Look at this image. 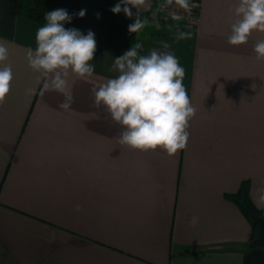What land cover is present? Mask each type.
Instances as JSON below:
<instances>
[{"label": "crops", "instance_id": "1", "mask_svg": "<svg viewBox=\"0 0 264 264\" xmlns=\"http://www.w3.org/2000/svg\"><path fill=\"white\" fill-rule=\"evenodd\" d=\"M29 1L0 0V67L12 70L0 104V264H264V249L249 246L259 228L227 198L245 182L264 216V60L253 51L264 32L227 42L239 0H189L191 38L170 49L196 113L174 155L121 145L124 128L93 106L92 89L119 75L114 60L132 48L126 18L143 21L141 49L154 50L159 0L116 20L105 0H76L85 15L64 27L93 32L96 50L92 76L67 78L69 109L26 59L40 27L26 18ZM172 9L183 11L175 0Z\"/></svg>", "mask_w": 264, "mask_h": 264}, {"label": "clouds", "instance_id": "2", "mask_svg": "<svg viewBox=\"0 0 264 264\" xmlns=\"http://www.w3.org/2000/svg\"><path fill=\"white\" fill-rule=\"evenodd\" d=\"M144 3L145 0H121L111 11L114 14L123 11L125 16H131L127 5L139 9ZM172 4L173 0H165L161 7ZM175 4L189 15L197 7L189 0H175ZM234 13L237 19L231 24L227 39L230 45L247 43L253 31L264 32V0H239ZM77 15L83 17L85 10ZM180 18L173 15V19ZM44 19L46 23L36 32L37 47L35 51L27 49L26 59L29 67L41 74L46 90L50 88L63 95L59 107L69 109L73 102L69 75L84 78L94 73V66L89 63L96 50L94 33L88 31L85 35L74 28L66 29L64 24L70 23L72 16L65 9L50 11ZM142 27L144 23L137 17L128 31L136 33ZM177 31L176 39L191 38L190 32ZM163 46L168 48L166 43ZM140 48L142 45L137 43L114 60L113 69L119 75L92 89L93 106L105 107L112 121L124 128L118 139L121 145L140 151L160 148L174 155L187 146L189 121L196 113L183 84L185 70L170 52L153 50L148 55H138ZM253 51L257 60H264V40L258 41ZM7 58L8 48L0 43V62ZM11 80V67H0V104L10 91Z\"/></svg>", "mask_w": 264, "mask_h": 264}, {"label": "trees", "instance_id": "3", "mask_svg": "<svg viewBox=\"0 0 264 264\" xmlns=\"http://www.w3.org/2000/svg\"><path fill=\"white\" fill-rule=\"evenodd\" d=\"M120 0H105L106 6L109 12L110 17L113 20H116V16L118 13H113L111 9L119 2ZM157 7V1L154 3L153 8L151 11H154ZM56 9H65L70 16H72L70 23H65V27H76L79 23V16L76 0H30L26 5V18L39 25L40 27L44 26L46 23L44 16L46 13L56 10ZM151 11L147 12V15H150ZM135 21V17L126 18L124 22V29L123 33L125 36L126 41L132 46L135 47L137 43L141 44L140 38L136 33H130L128 31V26ZM158 28L151 26L149 28L148 33L154 32L155 36L157 37L158 41L154 46V50L157 52H170L171 53V43L178 35L177 29L183 31L185 27L180 26H173L170 25L171 22L165 19H158ZM168 45V48H164V44ZM148 55L150 51L142 50L141 48L138 49V55ZM227 198L235 203L243 215L250 221V223L258 229L257 224L252 219L253 215L263 216V212L258 209L251 201L249 194H248V186L247 183H243L240 189L233 194H228Z\"/></svg>", "mask_w": 264, "mask_h": 264}, {"label": "built area", "instance_id": "4", "mask_svg": "<svg viewBox=\"0 0 264 264\" xmlns=\"http://www.w3.org/2000/svg\"><path fill=\"white\" fill-rule=\"evenodd\" d=\"M162 5H165V4H160L158 5L156 11H155V18H161V19H165V20H168V21H171V24L170 25H173V26H177V25H181V26H184V20H183V17L181 16L180 13L176 12V11H171V9H169V7L166 5L164 7H161ZM176 14L178 16H180L181 18L180 19H173V15ZM160 16V17H157V16Z\"/></svg>", "mask_w": 264, "mask_h": 264}, {"label": "water", "instance_id": "5", "mask_svg": "<svg viewBox=\"0 0 264 264\" xmlns=\"http://www.w3.org/2000/svg\"><path fill=\"white\" fill-rule=\"evenodd\" d=\"M252 219L258 225L259 232H258V236L250 242L249 246L251 248L264 249V217L253 215Z\"/></svg>", "mask_w": 264, "mask_h": 264}, {"label": "rangeland", "instance_id": "6", "mask_svg": "<svg viewBox=\"0 0 264 264\" xmlns=\"http://www.w3.org/2000/svg\"><path fill=\"white\" fill-rule=\"evenodd\" d=\"M160 4H165V0H159L158 1V3H157V7H158V5H160ZM168 6V5H167ZM157 7H156V9H157ZM169 7V9H171V11H176V12H178V13H180L181 14V16L183 17V24H184V26H181V25H177V26H180V27H187L191 22H192V15H195L196 14V10L195 9H193L192 10V14H187V13H185V12H183V11H179V10H174V9H172V5H170V6H168ZM156 9H155V11H156ZM155 11L153 12V16L152 17H154L155 16ZM195 13V14H194ZM151 17V18H152ZM157 17H160L159 15L157 16ZM150 18V17H149ZM155 18V17H154ZM153 18V20H155V23H153V24H151L150 22V25H154V27H159L158 25V19L159 18H156V19H154ZM192 18V19H191ZM151 20V19H150ZM148 21H149V19H148ZM171 22V21H170ZM169 26H170V24H169ZM152 34H153V32H151Z\"/></svg>", "mask_w": 264, "mask_h": 264}]
</instances>
